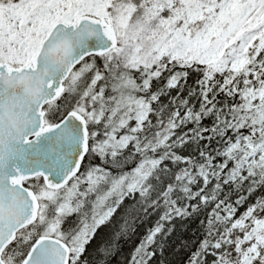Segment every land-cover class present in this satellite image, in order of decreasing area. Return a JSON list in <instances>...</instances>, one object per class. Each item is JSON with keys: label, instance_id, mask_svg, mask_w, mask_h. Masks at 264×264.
Instances as JSON below:
<instances>
[{"label": "snow or ice", "instance_id": "snow-or-ice-1", "mask_svg": "<svg viewBox=\"0 0 264 264\" xmlns=\"http://www.w3.org/2000/svg\"><path fill=\"white\" fill-rule=\"evenodd\" d=\"M153 215L127 264H264V0H0V264Z\"/></svg>", "mask_w": 264, "mask_h": 264}, {"label": "trees", "instance_id": "trees-1", "mask_svg": "<svg viewBox=\"0 0 264 264\" xmlns=\"http://www.w3.org/2000/svg\"><path fill=\"white\" fill-rule=\"evenodd\" d=\"M120 215L121 214H118L114 217L116 228L119 227L121 222ZM156 219H158V216L153 215L144 221L139 219L134 221L130 220V224L132 225V228H134V231L130 229L128 236L120 239V251L113 259L112 264H127L131 252L140 243V240L146 234L147 229L154 225ZM173 223L175 224V230L167 238L164 252L162 254L158 253L156 257L157 261L163 259L165 264H181L182 259L185 258V254L177 251V246L182 241H188L195 238L194 230L197 228L199 221L190 219L181 222L180 220H176ZM112 230V226L103 229L98 233L97 240L94 241L93 244L97 243L101 236L110 235ZM89 251H91V246L89 247Z\"/></svg>", "mask_w": 264, "mask_h": 264}]
</instances>
